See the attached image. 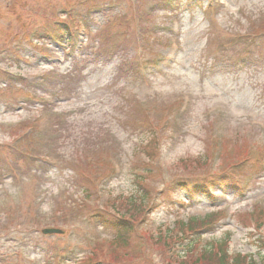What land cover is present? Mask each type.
I'll return each instance as SVG.
<instances>
[{
  "label": "rangeland",
  "instance_id": "rangeland-1",
  "mask_svg": "<svg viewBox=\"0 0 264 264\" xmlns=\"http://www.w3.org/2000/svg\"><path fill=\"white\" fill-rule=\"evenodd\" d=\"M210 212L264 264V0H0V264H179Z\"/></svg>",
  "mask_w": 264,
  "mask_h": 264
},
{
  "label": "trees",
  "instance_id": "trees-1",
  "mask_svg": "<svg viewBox=\"0 0 264 264\" xmlns=\"http://www.w3.org/2000/svg\"><path fill=\"white\" fill-rule=\"evenodd\" d=\"M189 183H191L192 188L183 181H179L175 185L185 184L187 185V191H192L191 189H194L195 192L205 187L201 182ZM141 201H143L142 198ZM131 219L132 218L120 216L119 220L116 222L117 227L114 228L116 237L114 240L119 245L127 243V237L132 229ZM215 221L216 217L214 215H207L204 218L191 217L188 218L186 222L177 221L174 223L175 230L167 229L159 233L156 241L162 242L167 249H173L175 244H172L176 243L175 258L179 259V264H254L252 262H247L245 257H241L238 254L229 256L227 252L228 239L226 237L213 240V242L201 241L200 232L207 229V226L214 224ZM149 237L153 238V236ZM261 245V247L264 248V239L261 240Z\"/></svg>",
  "mask_w": 264,
  "mask_h": 264
},
{
  "label": "water",
  "instance_id": "water-1",
  "mask_svg": "<svg viewBox=\"0 0 264 264\" xmlns=\"http://www.w3.org/2000/svg\"><path fill=\"white\" fill-rule=\"evenodd\" d=\"M53 232H57V231L56 230H53V229L43 230V233H53Z\"/></svg>",
  "mask_w": 264,
  "mask_h": 264
}]
</instances>
